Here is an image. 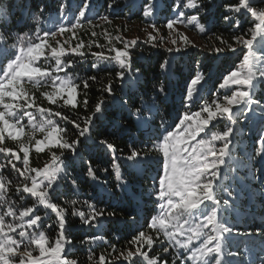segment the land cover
Segmentation results:
<instances>
[{
	"label": "snow or ice",
	"instance_id": "6c2138e0",
	"mask_svg": "<svg viewBox=\"0 0 264 264\" xmlns=\"http://www.w3.org/2000/svg\"><path fill=\"white\" fill-rule=\"evenodd\" d=\"M93 3L94 0H80L79 7L73 9L71 0H61L56 20L44 21L52 27L46 31L37 27L36 33L30 34L16 29L29 18L39 26L44 8L33 13L25 0H8L7 3L0 0V63L7 61L0 68V264H78L68 256V246L72 243L67 235L69 213L87 227H98L103 221L115 224L130 221L137 225L133 213L139 214L140 208L134 195H129L126 202L110 204L114 210L98 207L97 204L102 203L98 197L72 199L63 205L57 202L62 185L69 188V193H79L80 184L88 180L101 186L105 184L100 178L101 170L93 166V161L108 157L111 169L104 167L103 173L115 176L114 187L121 193L129 192V181L122 172L121 162L142 174L155 169L147 195L152 198L156 214L147 219L149 231L142 230L143 226L136 228L125 249L109 243L102 235L85 237L82 243L101 241L111 249L98 258L90 254V264H233V258L238 259L239 254L228 250L226 240L233 236L264 240V228L241 230L227 223L226 216L235 211V204L243 193L242 188L235 187L236 182L241 185L248 180L259 182L256 162H264V128L257 140L258 147L247 162L234 156L235 126L257 118L264 122V102L258 98L259 93L264 92V6H255L254 0L238 3L225 0L222 4H212L209 0H174L170 5L172 16L165 27L170 32L174 30L178 39L171 40L172 46L165 49L167 57L157 61L158 72H154L151 79L145 78L140 67H134L137 40L112 37L105 30L103 35L111 45L107 54L104 51L90 54L97 63L116 66L115 79L124 95L117 97L114 83L109 80L101 89L106 96H101L93 113L81 117L74 112L72 119L60 111L36 105L34 97L22 84L48 87L41 95L51 105L75 110L82 104L88 109V99L78 98L79 85L68 76L73 61L65 62L62 57L76 55L86 59L85 44L76 30L84 24L93 29L99 26L93 23L97 17L90 15ZM136 3L137 0H132L133 7ZM260 3L264 4V0ZM104 5L109 11L120 7L118 0H104ZM139 6L143 17L153 18L150 23L153 32L148 33L145 43L158 48L163 43V37L157 41L153 34L160 31L155 23L158 0H141ZM213 8H223L217 19L226 26L231 42L223 34L213 33L221 46L212 51L221 55L239 53L240 62L223 76L211 102L202 99L204 74L197 71L194 76L190 75L180 93L186 111L173 117L169 104L174 95L172 65L181 54H186L188 47L196 46L179 32L178 26L194 27L202 34L207 33L211 30V21L205 24L202 20L215 15ZM17 13L21 18L14 20ZM97 16L106 24L111 23L108 15ZM244 16L250 18L251 24L246 29L241 24ZM58 34H67L68 39L63 43L57 40V46L53 47L48 40ZM91 35L99 34L92 31ZM72 39L78 42L69 43ZM113 39L122 47L112 45ZM10 40L16 43L10 45ZM93 45L104 48L95 40L87 48ZM42 58L44 63L54 60V66L44 67L40 63ZM92 67L96 68L97 64ZM61 72L65 74L63 77ZM96 80V76L87 77L83 88L87 90L89 81ZM233 85L237 86L235 90ZM220 90H224L223 93ZM109 100L118 104L119 113L112 114L106 129L94 131L96 121L105 115ZM197 104V110L190 111ZM53 117L71 124L75 137L70 138L68 129ZM219 122H226L223 130H216ZM25 128L30 129V133L25 132ZM37 132L43 134L41 139H35ZM24 136L34 140V144H25ZM125 138L121 149L116 141ZM9 141L16 147H8ZM33 147L37 154L47 149L51 154L50 162L43 167H33L30 162ZM53 148L59 154L52 151ZM76 162L80 163L79 171ZM241 168L246 169L247 175L239 174ZM228 181L231 183H226ZM112 195L115 198V193ZM18 202L24 203L18 206ZM115 209L120 210L119 214ZM49 220L52 223H47ZM46 224L48 229L54 225L58 228L54 242L42 230ZM256 260L264 264V258L258 256Z\"/></svg>",
	"mask_w": 264,
	"mask_h": 264
},
{
	"label": "trees",
	"instance_id": "16d2710c",
	"mask_svg": "<svg viewBox=\"0 0 264 264\" xmlns=\"http://www.w3.org/2000/svg\"><path fill=\"white\" fill-rule=\"evenodd\" d=\"M7 2L8 0H5V3ZM25 2L29 5V11L33 13H38L39 9L43 7L44 16L41 18V24L39 26L29 18L24 22L27 24V27H25L24 23H22L21 27L16 29V31H29L30 34H35L37 27H39L42 31H46L52 27L51 24H45L44 21L49 18L56 20L61 0H25ZM140 2L141 0H137L136 7H133L132 0H118L120 7L115 9V11H109L104 5V0H94L90 15L97 17L93 20V23L98 24L99 26L93 29L90 25L84 24L81 28L76 30L77 36L85 44L83 51L88 53L86 59H81L76 55L62 57L65 62L69 59L73 61L72 68L68 70V76L79 85L78 98L81 101L85 98L88 99L89 107L87 110L83 108L82 104L75 110L71 107L51 105L41 95L42 92L49 90L48 87L34 86L31 83H23L22 86L28 91L30 96L34 97L36 105L43 108H51L53 111H60L64 115L74 119V112L81 117L91 115L93 113L95 104L99 101L101 96H106V94L101 92V89L108 84L109 80H112L114 83L115 95L117 97L124 95L120 89L119 82L115 79L114 69L116 66L114 64L104 62L97 63L96 58L90 54L91 52L101 51H104L107 54V49L111 47V45H109L103 35L105 30L110 33L112 37L120 36L129 41L137 40L138 44L134 54V67H140L145 78L151 79L154 72H158L157 61H162L168 55L165 49L172 46L169 39L176 34L174 30L170 32V30L165 27L167 19L172 16L170 5L174 2V0H158L159 13L155 17V23L160 31L159 33H153L156 35L157 41L163 37V43H161L158 48H152L149 44L145 43L148 39V33L153 32V29L150 27V23L153 18H145L142 16L139 6ZM209 2L212 4H222L225 0H209ZM231 2L238 3L239 0H231ZM71 3L73 9H76L80 5V0H71ZM254 5L264 6V4L260 3V0H254ZM220 12H223V8H220L219 10L213 8V13H215V15L209 17L208 20H202V23L205 24H208L209 20L211 21V30L205 34L200 33L194 27H189L197 31L201 40V45H197L189 39L196 46L194 48L188 47L186 54H181V56L173 62L171 87L174 95L173 99L169 101L173 117L181 115L186 111L181 104L180 93L185 87L186 79L189 78L190 75L194 76L197 71L204 74L206 82L202 84V99L211 102L212 99L215 98L213 93H215L218 84L222 82L223 76L227 75L228 72L240 62L238 59L239 53L235 55L231 53L221 55L212 51L215 47L221 46L213 33L216 35L223 34L224 38L229 39V42H231L230 34L229 31L226 30V26L223 24L222 20L217 19ZM97 14L99 16L108 15L111 23L106 24L104 21L99 20ZM27 16L28 13L26 12L25 17ZM20 18V14L17 13L13 19L19 20ZM249 20L250 18L247 16L241 18V24L245 29L251 26ZM92 31H96L99 35L93 37L91 35ZM183 34L185 35V33ZM65 39H68L67 34H65V36H60L58 34L55 39L49 38L48 42L53 47H56L57 40H60L61 43H63ZM93 40L100 45H104V48L101 49L100 47L93 45L91 49H88L87 45ZM77 42L78 41L75 39L69 41V43L73 45ZM9 43L11 45L12 43H16V41L10 40ZM112 45L122 47V45L115 39L112 40ZM65 47H67V45H65ZM6 63V60L0 63V68H3ZM40 63L44 67H49V65L54 66L55 61L49 60L48 63H44L42 58ZM94 63L97 64L96 68L92 67ZM177 68L179 71H176ZM60 75L63 77L65 74L61 72ZM89 76H96L97 80L95 82L89 81V87L85 90L83 88V80ZM236 87L237 86L233 85L232 89L235 90ZM220 91L223 93L224 90ZM229 94H231V92H229ZM258 98H261L262 102H264V92H260ZM198 107L199 105L197 104L190 109V111L195 112ZM113 113H119V106L109 100L108 107L105 110V115L96 121V129H94V131H103L106 129L109 125L110 119L113 118ZM35 115L39 118L38 113H35ZM53 119H56L62 127H66L68 129L70 138L75 137V130L71 124L59 120L56 117H53ZM225 123L226 122H219L216 130H223ZM235 127L236 148L234 149V156L238 159L242 158L245 162H247L248 157L253 155L255 149L258 147L257 140L259 139L261 129L264 128V122H261L257 118L255 120L238 123ZM25 130L30 133V129L25 128ZM42 135L43 134L37 132L35 134V139H40ZM23 139L25 144H34V140H29L28 136L23 137ZM116 143L119 148L123 149L126 143V138L118 140ZM7 146L13 148L16 147V145H14L11 141L8 142ZM52 151L59 154V151L55 148H53ZM109 159L110 157L105 160L93 161V166L101 170L100 178L102 181H106L105 184L101 186L91 180H88L86 184H80L79 193H69V188L62 185L58 190L57 202L63 205L65 201H70L72 199L83 200L98 197L99 200L102 201V203L97 204L98 207H109L110 204L115 205L117 201L126 202L129 195H134L135 202L139 204L140 208L139 214L133 213V215H136L138 224L132 225L130 221L126 224H115L109 221H103L98 227H87L80 222L78 217H72L69 213L67 235L71 239L72 243L68 246V249H70L68 251V256L70 259L77 260L78 264H90L88 260V256L90 254H94L98 258L100 254L103 253L107 255V253L111 251L109 245L101 241H97L95 244L82 243L85 237L102 235L109 243L116 244V246L120 249H125L128 246V240L131 239V235L136 228L143 226L142 230L146 232L149 231L147 228V219H149L151 215L156 214L152 198L147 195V193L151 190V177L156 175L155 169L150 168L146 174H142L138 173L135 169L127 168L123 162H121L122 172L125 178L129 181V192L121 193L114 187L116 183L115 176H106L103 173L104 167L111 169V164L108 163ZM50 160L51 154L47 149H45L44 152L37 154L33 147L30 152V162L33 167H43V165L45 163H49ZM85 160H87V155L85 156ZM229 163H231V161ZM75 167L77 171H79L80 163L76 162ZM256 167L259 169L260 181L257 182L254 180H248L243 185L237 181L235 187L238 190L242 188L243 193L239 201L235 204V211L232 212L231 215L226 214L227 223H230L241 230L249 228H264V162L258 160L256 162ZM239 174L241 176L247 175L246 169L241 168ZM12 178L15 179L14 174ZM226 183H231V181ZM113 193H115V198L112 195ZM13 198L15 197L13 196ZM23 203L24 202H18V206L23 205ZM109 210L114 209L109 207ZM115 210H117L119 214L120 210ZM85 211H87L86 208ZM124 218L125 220H128L127 215H125ZM47 223H52V220L47 221ZM42 230L46 231V235L51 242L55 241L58 231V228L55 225L52 229H48L46 224L45 229ZM150 234L155 235V233ZM225 243L227 244L229 251H236L239 254L238 259L233 258V264H253V262H255V264H259L256 258L258 256L264 258V240L257 237L233 236L226 240ZM156 251L159 252L158 247Z\"/></svg>",
	"mask_w": 264,
	"mask_h": 264
},
{
	"label": "rangeland",
	"instance_id": "374dc122",
	"mask_svg": "<svg viewBox=\"0 0 264 264\" xmlns=\"http://www.w3.org/2000/svg\"><path fill=\"white\" fill-rule=\"evenodd\" d=\"M178 28H179V32H180V33H181V32L185 33V35H186L189 39H191L195 44H197V45H201V40H200V38H199V35L197 34V31H195V30H193V29H191V28H185V27H183L182 25H179ZM172 39H178L177 34H175L172 38L169 39L170 43H171V40H172ZM229 95H230V94H229ZM193 123L195 124V118L193 119ZM25 132H26V130H25ZM201 136H203V134H201ZM24 137H27V136H24ZM41 138H42V137H41ZM41 138H40V139H41ZM198 139H199V137H198Z\"/></svg>",
	"mask_w": 264,
	"mask_h": 264
}]
</instances>
